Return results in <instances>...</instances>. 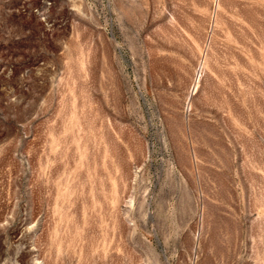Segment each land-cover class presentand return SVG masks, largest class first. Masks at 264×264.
Segmentation results:
<instances>
[{
  "label": "rangeland",
  "instance_id": "obj_1",
  "mask_svg": "<svg viewBox=\"0 0 264 264\" xmlns=\"http://www.w3.org/2000/svg\"><path fill=\"white\" fill-rule=\"evenodd\" d=\"M0 264H264V0H0Z\"/></svg>",
  "mask_w": 264,
  "mask_h": 264
},
{
  "label": "bare ground",
  "instance_id": "obj_2",
  "mask_svg": "<svg viewBox=\"0 0 264 264\" xmlns=\"http://www.w3.org/2000/svg\"><path fill=\"white\" fill-rule=\"evenodd\" d=\"M211 27H212V25H211ZM212 39H213L212 37L211 38L210 37L206 38V40H207L206 42L208 43L206 45H208L209 48L211 46ZM206 45L204 46V48L201 47L199 49V44L197 43V51L200 50L199 51L200 55H199L198 64H197V68L198 69L196 70V75H195L194 81L192 82V85H191V88H190L191 95H194V94H196L198 92V89H199V86H200V84H199L200 83V78L202 77L203 72H206L207 70H209L210 74H212V75H213V72H214L213 71V69H214L213 67L214 66H212L213 64L211 63V61H210V59L208 57V53H205ZM211 66H212L213 69L211 68ZM209 83H212V80ZM209 85H211V84H209ZM188 104L191 105L190 101L188 102Z\"/></svg>",
  "mask_w": 264,
  "mask_h": 264
}]
</instances>
